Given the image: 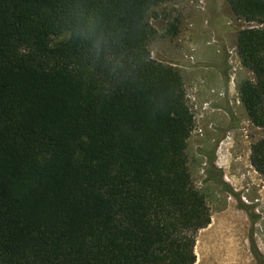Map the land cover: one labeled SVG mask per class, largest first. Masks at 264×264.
Returning a JSON list of instances; mask_svg holds the SVG:
<instances>
[{"label":"trees","instance_id":"1","mask_svg":"<svg viewBox=\"0 0 264 264\" xmlns=\"http://www.w3.org/2000/svg\"><path fill=\"white\" fill-rule=\"evenodd\" d=\"M169 1L0 0V264H195L211 214L193 114L150 53ZM226 3L249 25L238 95L264 134V0ZM250 163L264 186V137Z\"/></svg>","mask_w":264,"mask_h":264},{"label":"rangeland","instance_id":"2","mask_svg":"<svg viewBox=\"0 0 264 264\" xmlns=\"http://www.w3.org/2000/svg\"><path fill=\"white\" fill-rule=\"evenodd\" d=\"M150 24L151 57L180 72L193 114L186 152L211 214L197 234L195 264H264V186L250 163L264 134L238 95V85L253 79L236 52L249 25L226 0H171L153 9Z\"/></svg>","mask_w":264,"mask_h":264}]
</instances>
